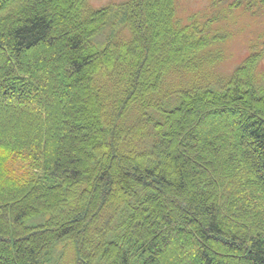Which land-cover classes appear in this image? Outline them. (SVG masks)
<instances>
[{
    "label": "trees",
    "instance_id": "1",
    "mask_svg": "<svg viewBox=\"0 0 264 264\" xmlns=\"http://www.w3.org/2000/svg\"><path fill=\"white\" fill-rule=\"evenodd\" d=\"M241 8L0 0V264H264V34L199 79Z\"/></svg>",
    "mask_w": 264,
    "mask_h": 264
},
{
    "label": "rangeland",
    "instance_id": "2",
    "mask_svg": "<svg viewBox=\"0 0 264 264\" xmlns=\"http://www.w3.org/2000/svg\"><path fill=\"white\" fill-rule=\"evenodd\" d=\"M126 1L128 0H87V4L91 10H99L109 6H118ZM208 3L209 0H177V17L185 23L191 12H201ZM232 12L233 16H230L229 20L226 21L229 23L222 22L212 27L220 30V33L229 32V38L227 41L222 42L220 46L224 52L223 60L217 65L207 66L202 71V75H199V79L203 82L207 83V80L218 81V78L222 80L228 78L238 67L242 66L244 60L251 53L250 46L257 42L261 34H264V17L260 16V13L263 12L262 9L255 8L254 14L256 15L254 18L249 17L251 15L249 12L243 13L242 8L239 11L233 10ZM259 16L261 19H259ZM232 20L236 24L232 23ZM107 31L108 29H105V33L103 32L102 35L105 36ZM123 33L121 34L125 36L126 31L123 30ZM99 39L103 40L102 37ZM263 41L264 39L261 40V42ZM257 71L260 74L264 73V59L259 63Z\"/></svg>",
    "mask_w": 264,
    "mask_h": 264
}]
</instances>
